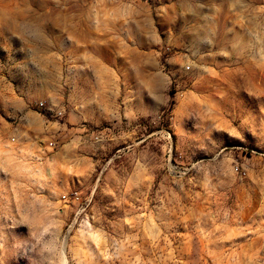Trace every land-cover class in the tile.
Segmentation results:
<instances>
[{"label": "rangeland", "instance_id": "374dc122", "mask_svg": "<svg viewBox=\"0 0 264 264\" xmlns=\"http://www.w3.org/2000/svg\"><path fill=\"white\" fill-rule=\"evenodd\" d=\"M0 120V264H264V0H0Z\"/></svg>", "mask_w": 264, "mask_h": 264}, {"label": "built area", "instance_id": "2783aa9c", "mask_svg": "<svg viewBox=\"0 0 264 264\" xmlns=\"http://www.w3.org/2000/svg\"><path fill=\"white\" fill-rule=\"evenodd\" d=\"M38 106L40 107V106H42V104H38ZM1 120H0V127H1ZM10 142H15V137H11L10 138ZM47 147H52V143H48L47 144Z\"/></svg>", "mask_w": 264, "mask_h": 264}, {"label": "bare ground", "instance_id": "6f19581e", "mask_svg": "<svg viewBox=\"0 0 264 264\" xmlns=\"http://www.w3.org/2000/svg\"><path fill=\"white\" fill-rule=\"evenodd\" d=\"M63 264H66L65 262Z\"/></svg>", "mask_w": 264, "mask_h": 264}]
</instances>
